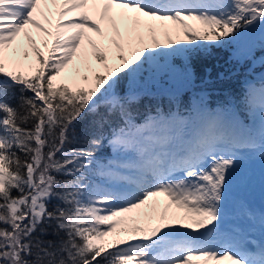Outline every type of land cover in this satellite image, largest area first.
I'll return each instance as SVG.
<instances>
[{"label":"snow or ice","instance_id":"snow-or-ice-1","mask_svg":"<svg viewBox=\"0 0 264 264\" xmlns=\"http://www.w3.org/2000/svg\"><path fill=\"white\" fill-rule=\"evenodd\" d=\"M257 29L264 0H0V264H264V213L228 211L264 77L239 113L135 88Z\"/></svg>","mask_w":264,"mask_h":264},{"label":"trees","instance_id":"trees-1","mask_svg":"<svg viewBox=\"0 0 264 264\" xmlns=\"http://www.w3.org/2000/svg\"><path fill=\"white\" fill-rule=\"evenodd\" d=\"M235 41L224 45H216L209 47L206 50H201L199 54H194L191 61L184 60L183 64L188 65V73L193 78L188 80L184 79V68L180 63L175 64V72L169 73L166 76H160V80L164 81L162 77H174L180 75L184 83L188 82L187 89L177 91L178 97H171L169 93H166L162 88L161 91L157 89H147L145 87L139 88L138 95L140 97V104L137 111V115L144 114L155 115V110L164 111L169 109L171 111L186 112L193 99H189L192 93L199 88L207 89L209 94L214 95V99L219 101L231 102L230 106H237L238 102L241 107L238 111H244L243 101L240 99L243 91L248 87L249 83L257 84L264 77V59H260L264 55V46L261 50H252V55L245 56L240 59L238 63L233 61L236 59V51L230 48H234ZM237 45V44H236ZM151 73L145 72L142 83L151 80ZM152 81V80H151ZM151 83V82H150ZM128 87V83L126 84ZM181 95V97H180ZM183 100L185 107L181 106ZM188 106V107H187ZM91 117H86L85 120H90ZM138 123H143V120H138ZM104 156L109 147H105L102 150Z\"/></svg>","mask_w":264,"mask_h":264},{"label":"rangeland","instance_id":"rangeland-1","mask_svg":"<svg viewBox=\"0 0 264 264\" xmlns=\"http://www.w3.org/2000/svg\"><path fill=\"white\" fill-rule=\"evenodd\" d=\"M252 33L257 34L255 38L264 37L259 29ZM249 34L250 33L246 34L245 37L241 39L240 43L239 41H235L237 44L239 43L235 55L236 59L233 60L236 63H238L240 59L245 58L247 55L251 56L252 50L262 49L261 47H257L258 43H256V41L250 42ZM261 58H264V55H262ZM160 78L161 77L158 79ZM179 83L182 82L179 81ZM184 86L186 85L181 86V88ZM127 155L134 158V153L132 152H129ZM121 156L125 157L123 152H121ZM159 199L163 201V198ZM249 204H259L262 206V208L261 210H258L254 205L249 206ZM241 205L244 206V209H251L255 213L256 211H259L256 215L257 218L261 213H264V161H261L259 158H253L251 161L247 162L240 174V177L238 179H234L233 181L228 211H231L232 213L235 212L236 218V214L240 211ZM234 220L235 219H231L229 222Z\"/></svg>","mask_w":264,"mask_h":264}]
</instances>
